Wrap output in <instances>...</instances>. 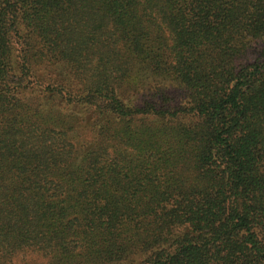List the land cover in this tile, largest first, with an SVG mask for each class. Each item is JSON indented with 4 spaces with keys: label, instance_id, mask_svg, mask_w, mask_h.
<instances>
[{
    "label": "trees",
    "instance_id": "16d2710c",
    "mask_svg": "<svg viewBox=\"0 0 264 264\" xmlns=\"http://www.w3.org/2000/svg\"><path fill=\"white\" fill-rule=\"evenodd\" d=\"M0 264H264V0H0Z\"/></svg>",
    "mask_w": 264,
    "mask_h": 264
}]
</instances>
